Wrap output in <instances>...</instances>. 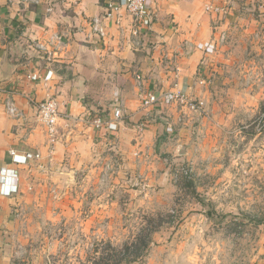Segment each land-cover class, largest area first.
I'll return each instance as SVG.
<instances>
[{
    "label": "rangeland",
    "instance_id": "1",
    "mask_svg": "<svg viewBox=\"0 0 264 264\" xmlns=\"http://www.w3.org/2000/svg\"><path fill=\"white\" fill-rule=\"evenodd\" d=\"M210 2L223 10L203 8L215 51L196 43L182 88L146 106L120 76L63 165L27 163L0 220V264H95L110 244L140 247L129 264H264V0ZM172 91L185 100L167 102ZM116 108L119 129L92 123Z\"/></svg>",
    "mask_w": 264,
    "mask_h": 264
},
{
    "label": "crops",
    "instance_id": "2",
    "mask_svg": "<svg viewBox=\"0 0 264 264\" xmlns=\"http://www.w3.org/2000/svg\"><path fill=\"white\" fill-rule=\"evenodd\" d=\"M107 1L0 0V169L18 173L17 180L0 184V220L7 217L2 224L10 223L13 202L20 199L8 191L17 185L19 192L27 185L24 168L29 164H16L12 150L19 157L39 154L45 162L63 165L65 155L79 145L90 107L109 102L105 91L123 89L118 85L120 76L127 78V84L133 80L137 94L143 96L160 94L173 85L182 88L184 62L196 43L210 35V16L203 8L211 0H148L158 13L151 30L123 10L115 19L119 23L108 22L103 37L89 36L92 19L102 13ZM200 52L196 50L194 56L200 58ZM113 94L108 98L115 102L109 105L121 104L119 90ZM51 97L61 112L54 135H49L36 107ZM8 101L14 112L8 109Z\"/></svg>",
    "mask_w": 264,
    "mask_h": 264
},
{
    "label": "built area",
    "instance_id": "3",
    "mask_svg": "<svg viewBox=\"0 0 264 264\" xmlns=\"http://www.w3.org/2000/svg\"><path fill=\"white\" fill-rule=\"evenodd\" d=\"M8 1H17L18 3L27 4H40L43 0ZM123 10H125V12L130 15L138 25L144 27L147 30H151L156 20H158V13L149 6L148 0H108L103 6L102 13L92 19V32L89 36L103 37L106 34L105 27L107 26L108 22L113 21L115 23H119V21L115 19L122 16L121 14ZM206 10L210 13L217 14L222 9H220L219 7H215L213 4L209 3L206 5ZM221 37L222 39H224L225 33H223ZM198 46L202 50L204 58H208L215 51L214 42L205 41L199 43ZM178 97H180L182 101L185 100V95L181 93V91H172L169 94L167 93L164 98L167 100V102H171ZM158 98L159 96L155 92L147 93L143 97L144 104L146 106H151L152 104L154 105L158 102ZM7 106L8 109L12 112L15 111V108H13V103H11V101H8ZM36 107L38 111V116L41 119L42 123L45 125L49 135H54L57 131V126L61 117V112L59 110L56 100L52 97L45 99L37 103ZM121 117V109L116 108L114 114L109 119L107 117H94L92 123L98 128L105 127L109 131H115L118 129V122L120 121ZM12 155L16 164H27L30 160L40 157L39 154L33 153H25L24 155L19 157L16 155L15 150H12ZM7 179H11V181L17 180V171L10 168L0 169V184L2 185V187ZM17 191L18 186L16 185L10 191H8V194H12Z\"/></svg>",
    "mask_w": 264,
    "mask_h": 264
},
{
    "label": "trees",
    "instance_id": "4",
    "mask_svg": "<svg viewBox=\"0 0 264 264\" xmlns=\"http://www.w3.org/2000/svg\"><path fill=\"white\" fill-rule=\"evenodd\" d=\"M99 116L100 115L96 113L92 118ZM122 250L125 251L124 254H122ZM140 251V247L137 245L135 246V244H133L132 247H126L125 245L120 247L118 245L110 244L109 254L104 258L105 261L99 257L100 259L95 264H129L139 256Z\"/></svg>",
    "mask_w": 264,
    "mask_h": 264
}]
</instances>
